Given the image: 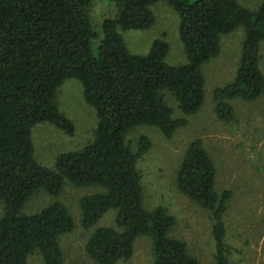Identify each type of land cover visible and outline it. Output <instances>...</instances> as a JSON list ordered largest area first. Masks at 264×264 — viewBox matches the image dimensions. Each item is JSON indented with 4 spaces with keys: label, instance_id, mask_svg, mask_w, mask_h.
<instances>
[{
    "label": "trees",
    "instance_id": "obj_1",
    "mask_svg": "<svg viewBox=\"0 0 264 264\" xmlns=\"http://www.w3.org/2000/svg\"><path fill=\"white\" fill-rule=\"evenodd\" d=\"M115 15L94 24L95 0H0V264H27L39 254L43 264H63V235L75 228L65 205L51 202L24 213L39 193L59 196L68 181L102 190L80 200L81 226L91 229L110 210L111 226L97 227L85 250L97 264L128 262L136 242L151 240L153 264H202L187 243L172 235L177 224L168 208L144 205L139 159L151 142L145 135L136 150L128 134L150 125L171 138L185 118L175 117L172 98L186 115L206 100L203 66L221 54V37L244 29L242 51L232 81L215 88V111L222 121L236 118L230 101L264 99L261 47L264 2L256 9L238 0H166L179 16V37L187 62L166 61L169 44L154 40L146 54L130 52L121 30L151 27V6L161 0H111ZM78 79L85 100L96 111L93 139L81 149L60 154L55 168L35 158L32 127L49 122L72 133L73 122L58 108L64 80ZM216 166L201 139L191 140L176 174L178 190L210 212L213 264H232L225 213L231 190L218 193Z\"/></svg>",
    "mask_w": 264,
    "mask_h": 264
},
{
    "label": "rangeland",
    "instance_id": "obj_2",
    "mask_svg": "<svg viewBox=\"0 0 264 264\" xmlns=\"http://www.w3.org/2000/svg\"><path fill=\"white\" fill-rule=\"evenodd\" d=\"M238 1L250 9H256L264 2ZM151 9L156 18L151 27L121 30L130 52L146 54L154 40L164 39L169 44L166 61L172 65L185 64L187 56L179 37L177 12L166 0L158 1ZM113 15L115 6L111 0H95L93 19L97 29L101 28L105 17ZM243 39L242 27L222 36L221 54L204 64L206 100L197 113L183 114L174 100L169 99L175 117L187 120V124L171 138H166L159 128L150 125H138L128 134V142L133 150H136L141 135L147 136L151 142L149 151L138 161L145 207L151 210L160 205L168 208L177 222L172 235L184 240L189 252L202 264H213L214 261L210 212L182 194L176 185V174L185 149L196 138L202 140L215 163L218 193L232 191L225 213L228 242L235 249L232 264H264V99L231 100L236 118L222 121L217 117L213 98L215 88L233 80ZM261 55L264 73V44ZM56 103L59 110L73 122L74 131L67 133L49 122L36 124L31 130L36 160L52 169L60 154L81 149L90 142L97 124L95 108L85 100L83 86L78 79L63 81L57 90ZM98 190L102 188L78 187L66 181L59 196L51 197L40 191L28 200L23 210L24 213H35L51 202H60L67 207L74 218L75 228L61 238L63 264H97L87 255L85 244L95 228L113 225L116 215L114 210H110L91 229L82 228L80 200ZM3 212L4 206L0 200V217ZM151 251V240L141 238L135 244L132 259L118 264H153ZM27 264H43V261L39 254H34Z\"/></svg>",
    "mask_w": 264,
    "mask_h": 264
}]
</instances>
